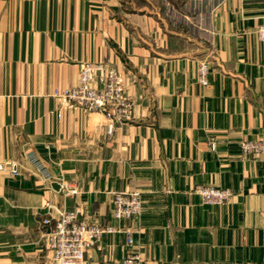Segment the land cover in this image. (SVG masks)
I'll list each match as a JSON object with an SVG mask.
<instances>
[{
    "label": "crops",
    "instance_id": "0c3cea01",
    "mask_svg": "<svg viewBox=\"0 0 264 264\" xmlns=\"http://www.w3.org/2000/svg\"><path fill=\"white\" fill-rule=\"evenodd\" d=\"M263 17L264 0H0V163L24 167L0 172V264H51L37 227L46 204L139 230L145 264H264V155L239 145L264 140ZM100 61L122 73L131 121L111 133L100 114L57 120L53 93ZM201 185L235 197L204 205ZM134 191L143 215L116 221L113 195ZM127 253L125 233L105 235L87 264H122Z\"/></svg>",
    "mask_w": 264,
    "mask_h": 264
},
{
    "label": "built area",
    "instance_id": "2783aa9c",
    "mask_svg": "<svg viewBox=\"0 0 264 264\" xmlns=\"http://www.w3.org/2000/svg\"><path fill=\"white\" fill-rule=\"evenodd\" d=\"M259 42L264 43V17L256 30ZM210 62L207 58L198 64V82L208 85ZM53 98L60 102L54 112L55 118L61 121L65 114L73 110H81L87 114H100L106 120L109 132L116 126L131 121L134 103L125 95L122 73L108 62H83L80 64L78 84L64 92H54ZM211 147L216 150V142L211 140ZM243 156L260 158L264 155V140H244L239 143ZM36 176L49 182L41 162L32 160ZM24 167L19 163H0V172H7L16 178L22 175ZM60 190L67 195H75L76 191L68 192L61 184ZM194 193L204 205L219 207L231 203L235 194L230 189L212 185L197 186ZM47 213L37 222L39 232L45 242V251L50 254L51 264H87V254L105 235L123 232L126 235L128 253L122 264H145L142 254L136 248L135 235L137 229L120 230L113 226L91 224L81 218L80 210H67L46 204ZM145 205L138 191L118 192L113 195L112 217L118 221H134L141 218Z\"/></svg>",
    "mask_w": 264,
    "mask_h": 264
},
{
    "label": "water",
    "instance_id": "95a60500",
    "mask_svg": "<svg viewBox=\"0 0 264 264\" xmlns=\"http://www.w3.org/2000/svg\"><path fill=\"white\" fill-rule=\"evenodd\" d=\"M53 187H54L56 190H59V189H60V185L57 184V183L53 184Z\"/></svg>",
    "mask_w": 264,
    "mask_h": 264
}]
</instances>
